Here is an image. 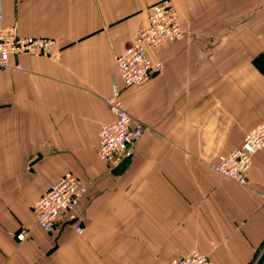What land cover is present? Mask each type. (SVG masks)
Here are the masks:
<instances>
[{"label": "crops", "instance_id": "obj_1", "mask_svg": "<svg viewBox=\"0 0 264 264\" xmlns=\"http://www.w3.org/2000/svg\"><path fill=\"white\" fill-rule=\"evenodd\" d=\"M154 1L0 0L1 25L53 39L56 55L0 67V264H166L192 250L212 264H260L264 148L245 185L209 165L264 122L253 64L264 0H170L183 37L149 52L162 67L147 82L123 86L115 56ZM113 83L145 129L131 158L109 168L95 148ZM67 171L85 183L81 212L48 233L31 204Z\"/></svg>", "mask_w": 264, "mask_h": 264}, {"label": "built area", "instance_id": "obj_2", "mask_svg": "<svg viewBox=\"0 0 264 264\" xmlns=\"http://www.w3.org/2000/svg\"><path fill=\"white\" fill-rule=\"evenodd\" d=\"M183 37L175 10L170 0H155L149 7L147 24L137 28L131 44L115 56V67L123 86H140L147 82L153 72L161 69L162 63L152 60L149 52L163 42L179 41ZM54 40L45 37L19 36L15 25L0 24V67L9 66V60L18 55L56 56ZM18 69V64L12 66ZM119 87L113 83L110 95L104 99L111 121L102 124L97 134L96 157L109 168H115L131 158L135 144L145 125L132 118L119 99ZM264 148V122L248 130L238 147L220 154L209 169L219 176L239 185L246 184V173L252 156ZM85 183L71 172H64L31 204L34 224L45 232L53 233L65 217H77L81 212V199ZM80 224L74 231L81 232ZM28 230L20 228L12 233L17 241L25 239ZM166 264H212L208 257L197 250L177 256ZM264 264V250L260 257Z\"/></svg>", "mask_w": 264, "mask_h": 264}, {"label": "water", "instance_id": "obj_3", "mask_svg": "<svg viewBox=\"0 0 264 264\" xmlns=\"http://www.w3.org/2000/svg\"><path fill=\"white\" fill-rule=\"evenodd\" d=\"M253 64L258 71L264 76V52L259 53L253 60Z\"/></svg>", "mask_w": 264, "mask_h": 264}]
</instances>
